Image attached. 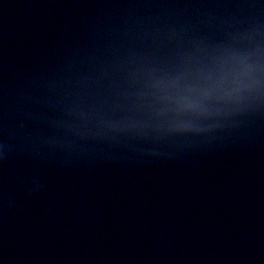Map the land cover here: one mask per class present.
<instances>
[{
    "label": "water",
    "instance_id": "water-1",
    "mask_svg": "<svg viewBox=\"0 0 264 264\" xmlns=\"http://www.w3.org/2000/svg\"><path fill=\"white\" fill-rule=\"evenodd\" d=\"M0 264H264V0H0Z\"/></svg>",
    "mask_w": 264,
    "mask_h": 264
}]
</instances>
